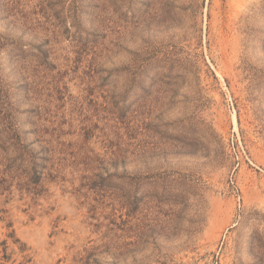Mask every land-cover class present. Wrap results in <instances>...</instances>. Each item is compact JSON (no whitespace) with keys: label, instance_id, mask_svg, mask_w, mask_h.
<instances>
[{"label":"rangeland","instance_id":"rangeland-1","mask_svg":"<svg viewBox=\"0 0 264 264\" xmlns=\"http://www.w3.org/2000/svg\"><path fill=\"white\" fill-rule=\"evenodd\" d=\"M0 264H264V0H0Z\"/></svg>","mask_w":264,"mask_h":264}]
</instances>
